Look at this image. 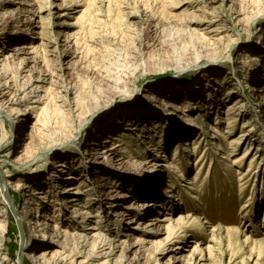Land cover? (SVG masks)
Listing matches in <instances>:
<instances>
[{
  "label": "rangeland",
  "instance_id": "rangeland-1",
  "mask_svg": "<svg viewBox=\"0 0 264 264\" xmlns=\"http://www.w3.org/2000/svg\"><path fill=\"white\" fill-rule=\"evenodd\" d=\"M163 1L0 0V48L9 50L5 56L11 55L10 49L14 47L33 46L39 64L31 70L56 75L54 84L46 86V129L38 126L40 130L37 128L39 131L32 132L36 114L27 117L23 140L17 147L20 159L9 156L15 148L11 145L1 152L0 157L8 160L6 165L10 166V174L15 176V185L29 183L35 190L46 193V199L41 201L49 208L53 226L55 223L61 227L66 224L68 214L76 216V212L72 213V205H68L65 211H61V206H55V198L62 197V188L76 184L79 187L80 181L94 188L93 220L86 229L79 226L68 231L75 239L76 233L92 236L91 227L104 228L107 239L126 241L110 264H128L119 257L133 259L134 253L130 250L135 245L134 235L115 223L112 214L123 210H112L110 206L108 198L113 195L108 193L111 191L108 187L112 185L108 181L103 188H97L102 175L92 174L91 163L86 161L88 156L83 153L92 137L95 139L102 128H111L120 118L125 119L123 125L127 120H133L134 124L141 120L140 124L146 123V129L158 126V132L172 131L174 135L170 134L169 141L164 144L167 158L157 157L151 163L147 154L131 156L122 165L100 159L103 169L120 168L117 174L120 179L117 180L123 183V190L127 192L133 183L124 184L125 180L139 178L143 183L162 169L156 166L168 165L165 160L176 163L181 174L168 168L161 186L164 198H149L166 207L147 214L135 211L127 219L131 217L138 222L147 217L162 219L169 214L175 219L181 215L192 216L205 225L203 230L197 226L188 232L184 228L178 231L175 241L185 251H167L158 256L159 262H156L152 258L156 248H150L140 256V264H197L200 252L194 257L190 255L196 244L203 250V263L206 264H264V251L260 253L257 246L245 244L243 237L236 240L235 235L227 231L237 229L253 240L264 241V99H260L264 97V0ZM30 20L37 22L38 26ZM66 55L69 58H64ZM9 67L12 74H23L25 84L35 78L33 74L22 72L21 64L14 63L13 59ZM68 88L72 93L69 98L74 103L73 110L78 108L75 121L68 106L66 108L59 98ZM41 94L45 95V92ZM161 101H171L182 113L166 116L164 110L154 108L156 102ZM235 101L241 102L243 108L239 116H236L239 112L231 115L228 109ZM173 117L178 120H172ZM232 117L236 121L229 127L228 121ZM198 119L196 127L203 126L207 141L211 143L208 151H200L206 158L201 164L203 170L198 180L194 181L200 153L192 152V140L195 137L198 140L203 131L197 129L190 135L184 133V136L177 131L181 126L177 128L175 121L186 125L187 121ZM9 122L5 132L7 139L15 132ZM210 126H216L220 134L210 131ZM120 127L122 131L118 129L117 134L126 132L124 126ZM245 130H252L249 133L251 138L242 140L240 145L233 144L232 141L240 138ZM178 134L181 138L177 137ZM31 135L42 142L33 151L25 147V141ZM156 135L153 142L150 136V141L159 148V134ZM113 143L119 142L111 140L108 147ZM148 143L144 147H149L152 153ZM57 144L61 146L55 147ZM177 144L181 149L179 161L173 158ZM132 148L130 151H137V154L143 149L141 145ZM160 152L162 155L164 151ZM120 154L118 152L114 160ZM61 163L69 165L63 173L54 170ZM69 177H78L79 181L66 182ZM168 181L175 183L174 188L169 187L172 182ZM167 189L174 191L171 193L173 198L165 197ZM13 195L19 209L25 197L15 191ZM142 195H133L120 204L145 202L147 199ZM133 227H137L136 223ZM181 227L178 224L175 230ZM214 229L221 230L215 232ZM30 231L27 227L21 232L16 219L10 215L5 247L8 261L5 264H14L22 257L25 250L22 246L27 238H31ZM165 232V229L161 231L159 240L166 237ZM127 234L130 236L126 237ZM96 248H89L87 256L95 255ZM87 261L89 264H103L107 259Z\"/></svg>",
  "mask_w": 264,
  "mask_h": 264
},
{
  "label": "bare ground",
  "instance_id": "bare-ground-1",
  "mask_svg": "<svg viewBox=\"0 0 264 264\" xmlns=\"http://www.w3.org/2000/svg\"><path fill=\"white\" fill-rule=\"evenodd\" d=\"M155 1H157L158 3L164 2L163 0H155ZM31 21L32 20H30V23H33ZM33 25L38 26L37 22L33 23ZM4 39L6 40V38ZM12 39H16V38H12ZM7 49L8 48H0V154L7 146L11 145V147L15 146V148L13 149V153L11 152L12 154H9V156L11 158L20 159L21 156H17V154L19 153L17 152L18 149L17 147L19 143H21V141L23 140V129L25 128V125L27 123L25 119L31 116L32 114H36L34 118L36 121L32 126V132H34V130L35 131H37L38 129L40 130V127L38 128V126H42L43 129H46V116H47L46 109L48 108L47 107L48 101L46 97L48 90H46L47 89L46 86L47 85L52 86L54 84L55 81L53 77H55L56 75L48 73L49 71L45 73V71L43 72L42 70H36V71L31 70L33 68L36 69L37 65L39 64V61L38 62L36 61L39 59V57L35 54L36 49L33 46L14 47L13 49H10V51H12V54L11 55L6 54L5 56V53L9 51ZM64 58L66 59L69 58V55L64 56ZM11 59H13L14 63L17 62L21 64V66L23 67L22 72L25 73L27 72L30 75L33 74L35 76V78H31V80L28 82L29 84H25L24 77L22 76L23 74L15 75L10 72L9 68L11 67L9 66L11 64ZM60 69H62L63 71L62 67H60ZM30 75L29 77H31ZM253 91L257 92V90L255 89H253ZM42 92H45V95H42L41 94ZM56 93L60 94V92H56ZM64 93L65 95H61L59 98L61 99L62 102H64L66 108L68 106V111L70 109L73 115L72 116L73 121H75V115L77 114L78 108L73 110L74 103L71 100V98H69L72 94L71 90L68 88L64 90ZM260 99L263 100L264 97H261ZM41 105L44 106L41 107ZM154 108L156 110L157 109L158 110L160 109L162 111L164 110L165 112L164 114L166 116L174 115V112L178 113L177 115H179V113H182L181 111L178 110V108L174 106L173 103H171V101L170 102L161 101V103L156 102ZM228 109L229 112L232 113L231 115H235L236 113L239 112L238 114H236V116H239L240 112H243V110H241L243 109L241 107V102L238 101L231 103ZM125 116L123 118H126ZM174 117L172 120L177 119ZM123 120L125 119L122 118L118 119V121H116L115 124L111 126V128L109 127L107 129L102 128V131L96 135L97 137L95 139H93L94 137H92L90 143H87L86 150L84 151L83 154L88 156V158H86V161L91 163L90 171L92 172V174L102 175L101 180H99L100 183L97 186V188L98 189L103 188L105 186V183L108 181L113 186V187L112 186L108 187L109 189H111V191H109L108 193L113 195V197L108 198L111 201L110 206L112 207V210L114 209L123 210L121 213L116 211L114 214H112V216L116 218L115 223L117 225H120L122 228L126 227L127 231L132 232L133 233L132 235H134L133 239L135 240V245L132 246L130 250V252L134 253L133 259L131 260V258L120 256L119 260L128 264H140V260H141L140 256L144 254V252L146 253L150 248H156L152 258L156 262H159L157 257L162 256L167 251H178V250L179 252L185 251L183 247H178L177 246L178 241H175L178 231H181V229L184 228L187 229L188 232L193 230V227H197V226L198 229L203 230L205 228L204 227L205 225L203 226L200 223V220L197 218H193L192 216L183 217L182 215L179 216L177 219L171 217V215L169 214L168 216L163 217L162 219L157 217L150 220L149 217H147L146 220L138 221V222L136 221V219H131V217H129L131 221L128 220L129 218L127 219V217L135 213V211L141 214L142 213L147 214L151 211H160L164 209V207H166L165 205H163L162 203L157 204L153 198L152 200L151 199L149 200V198H151L152 196H155V199L164 198V195L161 194V186L163 183L162 182L163 176L167 172H169L168 168L176 169L177 171L173 170L174 173L176 172L179 174L181 173L176 163L165 160L168 155L167 153H165L166 147L164 146V144H166V142L169 141L167 139H169L168 136L170 134L174 135L172 131L166 132L165 130H162L161 132H158L159 127L157 125H156L157 128L155 129L152 128L146 129L144 128V125L146 123L140 124L141 120H138L137 122H135V124L133 123V120H127L128 122H125L127 123L126 126L123 125L124 124ZM9 121L11 122L15 130V132L13 133L14 135L12 136L13 138H15V140L12 139V137H9V139H7L5 136L6 125L7 122ZM190 121L191 122L187 121L186 125H183L175 121L176 123L175 125L177 126V128L180 126L182 127V128L181 127L178 128L177 131L183 135L184 133L185 135L193 134L197 129L203 131V134L199 137L198 140H196V137L193 138L192 141H194V146L192 147L194 149L191 150L193 153L196 154L200 153L201 149L204 151H208V147L210 146L211 142L209 141L210 142L209 143L207 141L206 138L207 134L203 130L204 129L203 126L200 125V127L198 128L196 127V124L198 125L197 122H199V119L190 120ZM234 121H236L235 117H232V120L229 119L228 126L231 127L234 124ZM120 126H124L126 132L124 133L122 132V134H120L119 132L122 131L121 130L122 127ZM118 129L120 130L117 134L116 132L118 131ZM208 129H210V131H212L214 134H220L219 129H217L216 126L215 127L210 126ZM146 130L148 131L151 130V132H155L156 134H159L158 137L159 141L157 143L159 148L151 145V141H150L151 138L157 137V135L151 133L150 131L149 134L148 131L145 132ZM177 131H175V133H177ZM250 131L249 132L246 130L243 131L241 133L240 138L234 139L232 141L233 144L237 146L240 145L241 141L244 139L248 141L251 138V135H249V133H251ZM110 133H116V134L110 135ZM231 135H233V133H231ZM103 136L106 137L104 138ZM177 137L181 138V135L178 134ZM102 138H104L103 141H101ZM212 138H214V136H212ZM28 140L30 141L27 142ZM111 140L117 141L119 143L117 144L113 143L114 145L112 147H110V145L108 147L107 144L111 143ZM147 141H149L150 143V144L148 143V145L151 146L150 150H152V153L149 152V147H144V144L147 143ZM153 141L154 138L152 139V142ZM25 143H26L25 147H30V149L33 151L36 150L39 144H41L42 142L31 135V137H29L25 141ZM134 145H141L143 147L142 152L141 153L139 152L137 154L136 153L137 151L136 152L130 151L133 149L132 147ZM57 146L59 147L61 145L57 144L55 147ZM179 146L178 144L177 146H175L178 147L173 154V158H175V160L176 159L178 160L180 158L179 152L181 153V149ZM161 150L164 151L162 155H160ZM118 152L121 154L118 155L119 158L117 160H114ZM146 154L149 155L150 157L149 162L151 163L154 160H156L157 157H161V158L166 157L164 160L168 162V165L162 163L160 166H156V167H162V169L157 171V174L151 177L150 180L149 179L146 181L144 180L143 183L142 180L139 178H130V181H127L128 179L125 180V182L123 181L124 184L133 183V187L130 188L129 192H127V190H123L125 189L122 186L123 183L121 184V181L117 180L120 179L118 178L117 175L119 173L118 170L120 168L114 166L112 167L113 168L112 170L109 169L106 170L103 169L104 166L100 164L101 163L100 159H104L110 162L112 161V163L117 162L116 165H122L123 163H125L124 160L126 158H131V156L141 157ZM205 158L206 155L204 154L201 155V153L197 157L196 161L198 163L197 166L198 173L194 181L198 180V177L203 170V165L201 164L204 162ZM6 163H9L8 160H2L0 157V264H5V262L8 261V258L5 255V247H6V239L9 231L10 215L14 216V218L17 221V224L18 225L20 224L24 229V231L27 229V227H29L31 230L30 231L31 238L30 239L27 238V241L25 240L26 242L24 243V246H22L25 249L23 251L24 254L22 255V257H19V260H17L14 264H26L27 262L29 263L31 262L32 264H89V262L87 261L88 259L92 260L99 258L107 259V261H105L103 264H110L111 261H114V257L116 253L119 251L120 248H122L123 244H125L126 241H122L119 239L111 240V238L107 239V235L105 234L106 231L101 226H100L101 228L97 226L90 228L92 229V231H94V234H92V236L76 233L75 239H72L73 235H71L68 231V229L79 226L80 227L82 226V229H86L85 227L88 226V224L93 220L94 216L92 212L93 207L91 205V202L93 196L95 195L93 194L94 188H91L90 185L89 187H87L88 185L83 181H80L79 183L80 185L78 184L79 187H76L77 185L76 184L62 188L60 194V196L62 197H58V198L54 197L55 198L54 203L56 204L55 206H61L62 208L61 211H65V208L68 205H72L71 206L72 213L73 211L76 212V216L73 215L69 216L68 214L67 215L68 220L66 224H63V226L61 227L59 223H55V225L53 226L51 222H54V220L50 218V215L48 213L49 208L45 205V202L41 201L46 199L45 196L46 193H43L41 190H35L33 186L29 185V183L22 182L15 185V183H13V180H15V176L10 174V169H9L10 166L6 165ZM68 168L69 165L61 163L57 165V168L54 167V170H58L60 171V173H63L65 169ZM163 168H166V170ZM65 180L66 182L71 181V183H73L75 181H79V178L69 177ZM65 180L62 179L61 181L65 183ZM173 181H168L170 183L172 182V185L170 184L169 187L174 188L173 185L175 183H173ZM133 188L136 189V190L134 189L135 190L134 192H132ZM14 191L19 192L21 195L25 197L23 206L20 207L19 209H17V205H16L17 199L13 195ZM173 192L174 191L167 189L165 197L167 199L173 198L174 196L171 195V193ZM7 193L8 195H10V199L7 198L8 196ZM133 195L135 197L140 195L145 196L144 198L147 199L148 201L145 200V202H139L136 203V205L131 204V205L123 206L120 204L121 202L128 201L130 197H133ZM60 198L63 200H60ZM170 203H173V201H171ZM135 223L137 226L136 228L133 227V224ZM178 224H180V226L182 227L179 230H175V226ZM163 229H165L166 231L165 232L166 237L162 240L161 239L159 240V234ZM219 230L221 229H218L217 231ZM214 231L217 232L216 229H214ZM227 231L229 233H233L235 235L236 240H239L240 238L243 237L245 239L244 240L245 244H249V245L253 244V246L254 245L257 246V250L259 249L260 253L264 251V241L253 240L250 235H246L245 233L237 229H227ZM119 234H122V231H119ZM129 236H130L129 234L126 235V237ZM117 243H119V245H117ZM198 245L199 244H196L190 255L191 256L193 255L194 257V255H198V253L200 252L199 255L201 258L199 263L197 264H206L203 263L204 261L203 253H202L203 250L199 249ZM42 247H44L43 250H41ZM57 248H59L60 251L57 250ZM89 248H93V250L96 248L95 255L87 256L86 251ZM76 258L78 259L76 260ZM79 258H85V259L78 261ZM174 264H176V262H174ZM191 264L194 263L192 262Z\"/></svg>",
  "mask_w": 264,
  "mask_h": 264
},
{
  "label": "water",
  "instance_id": "water-1",
  "mask_svg": "<svg viewBox=\"0 0 264 264\" xmlns=\"http://www.w3.org/2000/svg\"><path fill=\"white\" fill-rule=\"evenodd\" d=\"M7 198L10 199V195H8ZM19 226H20V230H21V232H22V231H23V230H22L23 228H22V226H21L20 224H19Z\"/></svg>",
  "mask_w": 264,
  "mask_h": 264
}]
</instances>
